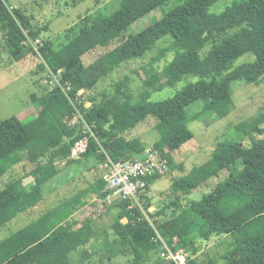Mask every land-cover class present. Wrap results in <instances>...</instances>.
<instances>
[{
  "label": "trees",
  "instance_id": "1",
  "mask_svg": "<svg viewBox=\"0 0 264 264\" xmlns=\"http://www.w3.org/2000/svg\"><path fill=\"white\" fill-rule=\"evenodd\" d=\"M218 1L118 0L119 7L112 14L90 24L85 22L88 16L82 18L67 29L74 35L68 34L67 42L54 48L51 41L40 37L48 29L46 26L34 29L20 10L0 0V37L16 60L27 53L34 54L30 46H25V34L31 40L41 39L44 62L53 73H61L62 83L72 88L76 108L85 122L93 125L98 142L115 160H127L143 151L145 147L138 138L127 140L122 134L147 118L156 117L160 143L153 146L166 154L171 170L176 165L170 152L193 138L185 124L191 104L203 102L204 110L222 117L218 109L229 102L234 82L259 85L264 78V0H238L224 12L210 14L209 8ZM170 2L176 5L162 11L161 18L152 25L136 35H125L130 25ZM165 36L173 39L168 48L173 57L161 74H148L145 85L160 92L174 87L185 76L196 77L195 83L167 100L144 105L129 103L130 95L124 90L127 78L114 84L112 98L103 94L98 102L91 96L89 107L81 96L77 97ZM98 49L103 52L89 77L82 58ZM247 54L253 61L235 66ZM73 114V106L58 89H53L33 119L11 117L0 122V179L16 166L26 162L33 165L23 176L12 177L0 190V228L43 200L46 184L60 172L55 164L59 157L66 166L77 163L88 171L99 161L98 145L92 138L85 154L78 160L71 158V149L81 137L80 124L69 126ZM236 130L248 137L249 145L231 140L218 142L206 164L174 180L172 187L187 196L223 171L232 170L228 179L212 187L199 201L189 202L180 211L172 210L169 217L164 212L177 206L178 198L163 211L148 212L165 243L172 250L181 251L186 264H203L198 262V255L212 239L223 236L232 237L233 247L220 257L222 262L209 264H264V113L249 123L238 124ZM90 159L93 164L88 162ZM26 178H32L33 183L25 184ZM159 178L148 180L146 193ZM107 194L98 175L85 191L1 241L0 264H79L95 251L90 248L94 245L104 248L111 260L130 257V264H141L146 256L154 255L155 264H173L160 258V244L153 240L154 229L137 206L118 202L130 228L123 235H109L107 225L101 224V215L109 208ZM143 197L148 211L150 203ZM75 202L80 206L76 215L70 210Z\"/></svg>",
  "mask_w": 264,
  "mask_h": 264
},
{
  "label": "rangeland",
  "instance_id": "2",
  "mask_svg": "<svg viewBox=\"0 0 264 264\" xmlns=\"http://www.w3.org/2000/svg\"><path fill=\"white\" fill-rule=\"evenodd\" d=\"M5 1L9 6L20 10L29 19L34 29L46 26L48 29L43 31L40 37L51 41L54 48L66 43L68 34L71 37L74 35L67 29L74 26L82 18L88 16L89 20H85V22L90 24L98 18L112 14L119 7L118 0ZM235 1L238 0H219L209 8V13L220 14ZM175 5V2H170L161 10L145 15L130 25L125 30V35L130 36L140 33L160 19L163 12L169 11ZM171 43H173L171 36L161 38L141 56L122 63L111 73L97 80L91 91L81 93V100L84 101L86 107H89V99L93 95L98 102L102 100L103 94L107 95L108 98H112L115 94L114 84L124 78H127L124 90H128L130 104L144 105L148 101H163L173 97L186 85L193 84L198 79L193 76H185L174 87L165 88L160 92H154L152 88L145 85L148 74H161L164 66L172 59L173 53L168 51ZM25 46L28 45L25 44ZM102 52V49H98L83 56L82 60L89 77L93 76L91 75L92 66L97 62V58ZM251 61H253V57L247 54L238 59L235 66ZM50 91L51 88L47 82L45 69H42V63L35 54L27 53L20 60H16L10 54L5 40L0 37V122L11 117H18L22 121L33 119L44 105ZM35 103L38 105H35ZM203 108V102L193 103L187 108L185 124L192 132L193 138L178 150L170 152L176 168H172L164 177L150 184L148 193L145 196L150 203L152 212L163 211L165 207L171 205L178 198L177 206L170 207L164 212L165 217H169L172 210L180 211L189 202L199 201L212 187L229 178V174L233 171H223L218 177L210 179L187 196L181 192H175L172 187L174 180L186 176L193 168H199L206 164L218 142L231 140L242 142L246 146L249 145L248 137L240 130H236V127L240 123H249L256 116L264 113V78L259 85L247 84L242 81L234 82L231 85L229 102L224 103L218 109V113L222 112V117H218L215 111H206ZM156 124V117L151 116L132 131L122 135L127 140L138 138L144 147L153 146L160 143ZM78 159L76 158V160ZM88 162L90 164L94 163L91 159ZM88 162H85V164H88ZM55 164L60 172L53 181L46 184L43 200L35 208L17 215L1 227L0 242L36 221L41 215L52 210L59 203L85 191L97 179L98 172L96 168L88 171L77 163L69 167L66 166V161L60 157L55 161ZM23 165L26 169H23ZM23 165L16 166L11 173H7L0 179V190L12 177H21L33 167L29 162ZM180 165L182 169L177 168ZM24 182L30 185L33 183V179L26 178ZM88 199L87 197L86 200ZM118 202L119 200L114 199L107 203L109 208L101 215V224L107 225L109 235L112 232L123 235L130 228L125 217V210L120 207ZM115 204L118 206L115 207ZM70 210L75 215L80 213L79 204L75 202ZM101 224L99 229H102ZM232 247L233 240L230 236L212 239L208 243V247H204L205 250L198 255V262L203 264H209L210 261L222 262L220 257L231 250ZM90 248L95 251L79 264H130L133 261V258L122 256L111 260L104 248L95 245ZM156 258L157 256L154 255L146 256L141 264H155Z\"/></svg>",
  "mask_w": 264,
  "mask_h": 264
},
{
  "label": "built area",
  "instance_id": "3",
  "mask_svg": "<svg viewBox=\"0 0 264 264\" xmlns=\"http://www.w3.org/2000/svg\"><path fill=\"white\" fill-rule=\"evenodd\" d=\"M24 42L30 46L35 56L41 61L45 72L48 85L51 90L58 89L74 108L73 117L69 123L70 127L81 125V137L77 139L71 149V158H79L88 150L89 140L92 138L98 145L97 154L99 161L96 170L101 180L105 184V191L108 192L105 201L110 203L111 200L117 199L122 202H128L131 206H137L143 213L145 219L153 227L155 235L153 240L160 244L159 256L167 262L173 264H186V257L181 251L172 250L163 240L156 230L154 223L148 212L152 213L150 208L145 209V196L148 180L151 177H164L170 170L169 159L159 148L154 146L145 147L143 151L133 158L127 160H115L100 145L94 132L93 125L85 122L82 114L75 106V101L71 97L72 88L62 83L61 73H53L44 62L40 48L42 47L41 39L31 40L26 36ZM82 92L77 94L80 97ZM86 105V104H85Z\"/></svg>",
  "mask_w": 264,
  "mask_h": 264
},
{
  "label": "crops",
  "instance_id": "4",
  "mask_svg": "<svg viewBox=\"0 0 264 264\" xmlns=\"http://www.w3.org/2000/svg\"><path fill=\"white\" fill-rule=\"evenodd\" d=\"M96 165H97V163L95 164L94 168L96 167ZM97 176H98V175H97ZM151 209H153V208H151Z\"/></svg>",
  "mask_w": 264,
  "mask_h": 264
}]
</instances>
